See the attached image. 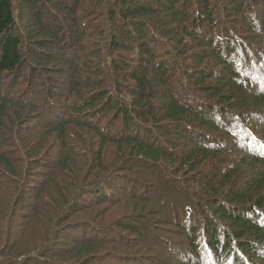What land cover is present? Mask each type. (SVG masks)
Returning a JSON list of instances; mask_svg holds the SVG:
<instances>
[{
	"label": "trees",
	"instance_id": "16d2710c",
	"mask_svg": "<svg viewBox=\"0 0 264 264\" xmlns=\"http://www.w3.org/2000/svg\"><path fill=\"white\" fill-rule=\"evenodd\" d=\"M0 187V264H264V0H0Z\"/></svg>",
	"mask_w": 264,
	"mask_h": 264
},
{
	"label": "rangeland",
	"instance_id": "374dc122",
	"mask_svg": "<svg viewBox=\"0 0 264 264\" xmlns=\"http://www.w3.org/2000/svg\"><path fill=\"white\" fill-rule=\"evenodd\" d=\"M60 16H62V14H60ZM64 21L67 22V20H64ZM5 79H8V77H5ZM17 82L19 83V87H18V85L17 86L13 85V87H15V88H14V92L11 94L12 98H14V96L17 94V92L21 90L20 84H22V85L24 84L23 80H19ZM2 83H3L2 84V86H3L6 83V80H4ZM1 91H4V90L2 89ZM41 125H42V123H35V122L30 124L29 128H28L29 129L28 132L30 134L41 133L42 132L41 131ZM44 171L48 172L47 169H44ZM33 172H34V170H33ZM35 184H37V182ZM2 191H4V190L0 187V210H1V207L5 208V210H1L2 213L0 212V224H1L0 230H2L5 227L4 221H7V223H8V221H10L9 227L12 228L13 233H15L17 235L23 229L22 227L26 226L27 224H29L31 222V220L29 218L32 217V213L29 214V212L32 210V208L29 211H28V208L32 207L33 204L31 202H28L27 200H23V199H22V201L20 200L19 202L15 200L16 201L15 202V208H13L12 202L14 201V198L8 199L9 203H7V200H5L6 197L3 196ZM5 196H7V195L5 194ZM11 196H13V195H11ZM95 210L96 209L87 208L85 206L82 210H79V211H84L88 214H92ZM79 211H76V213ZM103 212L104 211L102 210L101 213H103ZM2 215H4V220H2V218H1ZM41 215H43V214H41ZM17 216H19V217H17ZM24 217H26V218H24ZM36 219H37V217H36ZM40 219H43V218H39V220ZM64 234L68 235L67 232H64ZM87 236L90 237L89 234H87ZM84 237H86V234ZM59 240H61V241L60 242L56 241L57 247H59V249L63 250V249L74 248L73 246H74L75 242L73 240H71L70 238L62 237ZM70 258L75 260L74 262L79 263L77 261V259H75L76 255L70 256ZM70 258L68 260L61 262V263L68 264V263L72 262Z\"/></svg>",
	"mask_w": 264,
	"mask_h": 264
}]
</instances>
